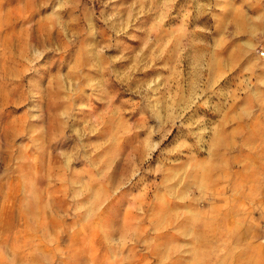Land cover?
<instances>
[{"label": "rangeland", "instance_id": "1", "mask_svg": "<svg viewBox=\"0 0 264 264\" xmlns=\"http://www.w3.org/2000/svg\"><path fill=\"white\" fill-rule=\"evenodd\" d=\"M0 264H264V0H0Z\"/></svg>", "mask_w": 264, "mask_h": 264}]
</instances>
